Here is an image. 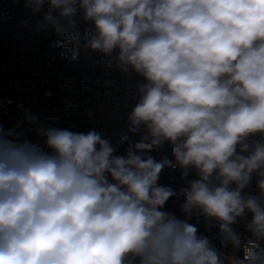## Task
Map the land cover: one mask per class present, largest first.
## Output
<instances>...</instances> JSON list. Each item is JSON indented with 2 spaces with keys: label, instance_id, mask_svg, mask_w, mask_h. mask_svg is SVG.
<instances>
[{
  "label": "clouds",
  "instance_id": "clouds-1",
  "mask_svg": "<svg viewBox=\"0 0 264 264\" xmlns=\"http://www.w3.org/2000/svg\"><path fill=\"white\" fill-rule=\"evenodd\" d=\"M24 3L48 5L37 30L60 37L62 57L91 50L143 78L127 118L142 135L115 155L95 130L41 125L42 147L0 126V264H264V0ZM165 142L174 160L157 161ZM169 167L198 177L179 191L183 219L164 210L178 195L158 183ZM194 212L243 257L198 234ZM249 215L242 241L233 226Z\"/></svg>",
  "mask_w": 264,
  "mask_h": 264
},
{
  "label": "built area",
  "instance_id": "built-area-1",
  "mask_svg": "<svg viewBox=\"0 0 264 264\" xmlns=\"http://www.w3.org/2000/svg\"><path fill=\"white\" fill-rule=\"evenodd\" d=\"M8 3H20L21 15L18 16ZM47 8L45 4L43 11L33 14L25 7L24 0H0V126L15 128L24 138L42 147L43 138L36 131L41 125L73 132L95 130L112 142L115 155L126 154L129 145L138 142L142 135L128 132L127 118L138 98L136 85L142 83L143 78L135 73L125 75L115 66L107 67L102 54L91 50L81 49L76 60L62 57L63 48L56 44L60 37L52 31L51 51L65 64L54 75V88H46L50 76L44 74L42 68V31L37 30V25ZM77 19L80 20L79 31L83 33L88 25L79 17ZM26 114L35 116L37 123L25 119ZM125 135L128 139L121 143V137ZM150 155L157 161L174 160L168 142L154 148ZM181 171L179 167L165 168L158 183L177 191L178 195L167 201L164 210L183 219L185 215L181 205L184 198L179 191L188 186V181L198 177L194 171L182 177ZM256 182L254 176L244 191L259 194ZM249 219L250 215L246 219L241 218L236 226L242 241L251 236L246 229ZM189 223L195 224L198 234L207 236L224 256L234 254L243 257L242 247L222 246L219 227L214 220L209 221L194 212Z\"/></svg>",
  "mask_w": 264,
  "mask_h": 264
},
{
  "label": "rangeland",
  "instance_id": "rangeland-1",
  "mask_svg": "<svg viewBox=\"0 0 264 264\" xmlns=\"http://www.w3.org/2000/svg\"><path fill=\"white\" fill-rule=\"evenodd\" d=\"M12 9H15L17 15L20 16L22 12V5L20 3H8ZM52 34V30H48L47 32L42 31L41 36V53H42V68L44 70V74L50 76V82L46 85V88L53 89L55 86L54 77L55 73L61 71L64 66V61L61 60L55 53H52L50 46V35ZM239 225V222L234 225V230L236 231V226Z\"/></svg>",
  "mask_w": 264,
  "mask_h": 264
}]
</instances>
